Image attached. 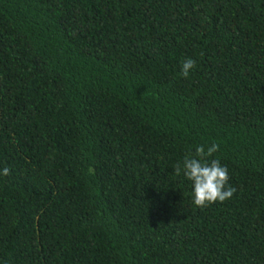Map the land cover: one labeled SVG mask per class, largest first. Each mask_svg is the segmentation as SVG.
Masks as SVG:
<instances>
[{"label":"trees","instance_id":"1","mask_svg":"<svg viewBox=\"0 0 264 264\" xmlns=\"http://www.w3.org/2000/svg\"><path fill=\"white\" fill-rule=\"evenodd\" d=\"M5 167L0 264H264V0H0Z\"/></svg>","mask_w":264,"mask_h":264},{"label":"clouds","instance_id":"2","mask_svg":"<svg viewBox=\"0 0 264 264\" xmlns=\"http://www.w3.org/2000/svg\"><path fill=\"white\" fill-rule=\"evenodd\" d=\"M181 64V75L188 78L190 72L195 69L196 62L187 58ZM218 149V144H212L207 150L203 145L197 146L194 153L190 151L185 156L183 167L180 164L175 166L176 175L182 172L193 183L194 203L198 207H205L217 201L224 202L236 192V188L228 184L227 168L222 166L219 160L210 159ZM0 174L7 176L10 169L5 167Z\"/></svg>","mask_w":264,"mask_h":264}]
</instances>
